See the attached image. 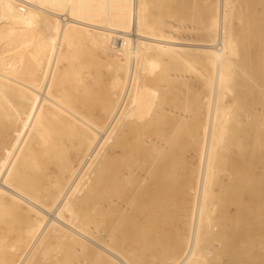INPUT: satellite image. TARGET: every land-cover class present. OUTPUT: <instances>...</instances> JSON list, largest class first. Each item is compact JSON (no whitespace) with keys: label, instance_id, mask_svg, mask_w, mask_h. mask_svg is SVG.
<instances>
[{"label":"bare ground","instance_id":"obj_1","mask_svg":"<svg viewBox=\"0 0 264 264\" xmlns=\"http://www.w3.org/2000/svg\"><path fill=\"white\" fill-rule=\"evenodd\" d=\"M238 1H217L212 24L208 0H173L175 12L171 0H0L13 12L1 24L30 10L44 22L29 43L6 39L0 27V264H264L259 177L247 175V202L232 201L221 229L208 201L216 134L224 147L252 132V151L264 153V68L240 57L247 37ZM153 51L156 62L146 57ZM242 74L255 90V124L247 125ZM192 86L204 110L187 170L182 142L199 128L180 132L179 108ZM238 174L233 165L220 186L230 199ZM136 232L141 246L129 240L126 249ZM47 242L60 245L56 253Z\"/></svg>","mask_w":264,"mask_h":264},{"label":"rangeland","instance_id":"obj_2","mask_svg":"<svg viewBox=\"0 0 264 264\" xmlns=\"http://www.w3.org/2000/svg\"><path fill=\"white\" fill-rule=\"evenodd\" d=\"M173 0H171L169 7L171 8V12H175V10H178L180 8H176L174 2H172ZM188 5H193L195 2V0H185ZM200 1V0H199ZM198 0H196L197 3H199ZM210 1V3H208L209 7L211 8V12H212V16L210 18V21L212 24H215L216 19H215V14L217 12V7L219 6V2L217 3L216 0H208V2ZM222 1V0H221ZM260 1V0H259ZM214 2V4H213ZM248 2V3H247ZM172 4H174L173 6H171ZM257 7H255L256 5ZM238 5L239 7V11H238ZM262 5V6H260ZM175 8V10L173 11V9ZM262 7V9H260ZM244 8V10H243ZM249 8V10H248ZM254 8V9H253ZM256 8V9H255ZM240 10H242V13L240 12ZM254 10V12H253ZM260 10V12H258ZM27 11V10H25ZM31 11V12H30ZM28 12V14H23L21 15L20 13L23 11H17L18 16L14 15V21L13 22H6L8 19V15L13 14V12H10L9 10H0V19L2 18L4 21V24L0 23V27H2V30L5 31V38L9 39L12 42H27L29 43L30 41L35 40V38L42 33L43 31V26H44V22L42 21V19L40 18V16H38L35 13H32L33 10H30ZM183 11V10H182ZM239 12V13H238ZM245 12V14H244ZM257 12V15L255 14ZM176 13L178 14V11H176ZM235 13L242 15L241 20L245 21V24L242 22L241 20L238 18H235V22L237 25L240 24H244L250 27V29H246V26L244 27V25L241 28V25L239 26L243 33L244 36H246L245 38V45H246V49L244 51H242L240 53V57L242 58V60H245V57H247V59L245 60L246 64L248 65L247 68H251V63L254 66H258L260 65V67L263 69L264 68V0H261L259 3L258 1L255 0H239L237 3V9H235ZM249 13V14H248ZM253 13V14H252ZM180 14V13H179ZM252 14V15H250ZM259 14V16H258ZM246 15V17H245ZM250 15V16H248ZM256 15V16H255ZM181 16V15H180ZM253 17V19H252ZM213 18V19H212ZM251 18V20H253V23H255L254 25L251 24V20L248 19ZM26 19H30L29 21H26ZM246 19V20H245ZM256 19V20H255ZM240 20V21H239ZM250 22L248 23L247 21ZM259 21V22H258ZM240 23V24H239ZM259 23V29H256V24ZM251 25V26H250ZM248 27V28H249ZM250 30V31H249ZM259 32H256V31ZM248 31V32H247ZM244 32H247L244 34ZM255 32V33H251ZM257 33V34H256ZM251 34V35H250ZM86 45V46H85ZM26 47V45L24 46ZM27 50V49H26ZM25 50V51H26ZM24 52V51H23ZM93 50L90 48V45L84 44L83 50L81 52V56H83L85 59L89 58V54H92ZM25 53V52H24ZM33 53L32 51L27 50V53L25 54H29L31 55ZM157 54H155V51H153L152 53L148 54L146 57H148L147 59H149L150 61L153 59L158 61L159 57H156ZM256 57H258V59H255ZM82 58V57H81ZM152 58V59H151ZM254 58V59H252ZM252 59V60H251ZM22 61H23V57L21 59V66H22ZM251 61V63H250ZM155 62H151L152 65L153 63L155 64ZM263 63V64H262ZM66 63H62L61 64V68L65 65ZM138 64V63H137ZM250 64V65H249ZM258 64V65H256ZM156 65V64H155ZM196 66H200V64L196 63ZM263 65V66H262ZM153 73H152V77H149L148 80V84L152 87H156L157 86V73L158 72L157 68H153ZM156 70V71H155ZM19 74L21 73L20 70L18 71ZM17 72V73H18ZM195 75V76H194ZM197 74L196 72L193 73V79H190V82H192L193 84V80L195 81V79L197 78ZM237 83L240 84H247V88L248 90L245 91V95L248 96V107H247V112H249L250 115V120L253 122H249L247 125L249 124H255L256 120V99H255V90L251 87H249V83L248 80H246L244 74L239 75L238 78H236ZM245 81V82H244ZM251 90H250V89ZM200 89V86H192L190 88H188L187 90L182 92V97L184 98V101L182 100L180 103V108L179 110L181 112L184 111V113L186 114V118L185 121H183L184 123H178L179 127H180V132H182V130H185L184 128L186 127H190V126H196L197 128H199V131L195 134H192L187 137H189V140L187 142H182L184 145V155L186 152V161L185 163L182 165L183 169L186 168L187 170L190 168H195L196 165V161H197V156L195 153V145L193 146V142L195 141L196 138H198L197 136H199L200 132H201V123H202V110L203 107H197V103L194 101L195 98V93ZM196 105V106H195ZM246 108V107H245ZM253 109V111H252ZM198 115V116H197ZM158 121H160V119H158ZM166 123V122H165ZM163 123H160V127H163L162 125ZM162 125V126H161ZM215 129H219V125H216ZM250 131V128L248 130V132ZM252 133V132H251ZM250 134H246L241 133V132H236V136L237 139H234V135H232V137L230 139L226 140V143L224 145V147H222L223 145L221 144V141H223V137L221 138V136H223L222 132L216 134V140L214 137V141H215V145L212 146L211 149V156H212V160H211V164H210V172H209V177H208V183H207V187H208V203L211 204V209L213 210L214 216H215V222L216 224H221V225H217L219 229H221L223 223L227 222L228 215H230L229 213V209L231 207H233V203L232 201L235 200L236 202L241 201L243 204H245L247 202V195H246V181H247V175L251 176L253 175V177H255L257 179L258 178V185L260 186L261 183H264V178H260V174H263L264 171V153L261 152H254L252 151V146H253V141L254 138L251 136ZM196 136V138H195ZM200 137V136H199ZM146 138V136H145ZM198 140V139H197ZM190 141V144H187ZM141 144H143V140L141 142ZM168 145L170 146L169 148L171 149L173 147V143L169 142ZM240 149V150H239ZM245 149V150H244ZM252 151V152H251ZM250 153H253V162L250 163V158L252 157V155ZM231 159V160H229ZM232 163V165H231ZM235 163V164H234ZM237 164V166H236ZM234 165V169H236V171L239 172L238 174V185L239 187L236 189L237 190V194H234V197H232L230 199V189L226 187L225 189V193L223 194V192L220 190V186H222L224 183H226V185L228 186L229 182H230V177L228 175V169L230 170V167H233ZM262 165V166H261ZM177 168V167H176ZM177 171V172H176ZM175 173L178 175L177 178L180 176H182V174H185V172L176 169ZM179 173H181L179 175ZM246 175V176H245ZM221 177V182L219 181V178ZM241 179V180H240ZM255 180V182H257ZM191 195V192L189 193ZM210 195V196H209ZM185 197V192L175 195L173 197V201L174 203H178V201H180V199L182 200ZM228 205V206H227ZM211 210V211H212ZM231 210V209H230ZM259 215L262 217V220L264 221V198L263 201L259 202ZM130 220H134L133 217ZM174 218L173 216H169L167 218V222L168 224H171L173 222ZM127 244H124V247L127 249L128 247V242L130 243V241H136V246H141L139 244L140 243V234L138 232L136 233H130L127 237ZM130 240V241H129ZM43 246V245H42ZM46 246V247H45ZM133 246V245H132ZM45 247V248H44ZM43 249L47 251L51 250L53 253L57 252V248L60 247V245L56 242H47L44 245ZM54 250V251H53ZM125 250V249H123ZM126 251V250H125Z\"/></svg>","mask_w":264,"mask_h":264},{"label":"crops","instance_id":"obj_3","mask_svg":"<svg viewBox=\"0 0 264 264\" xmlns=\"http://www.w3.org/2000/svg\"><path fill=\"white\" fill-rule=\"evenodd\" d=\"M221 180H222V179H221V177H220V178H219V181L221 182Z\"/></svg>","mask_w":264,"mask_h":264}]
</instances>
